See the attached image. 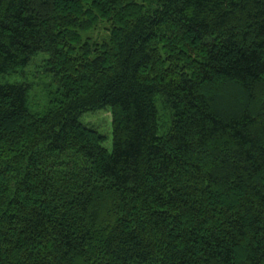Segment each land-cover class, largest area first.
<instances>
[{
  "label": "trees",
  "instance_id": "trees-1",
  "mask_svg": "<svg viewBox=\"0 0 264 264\" xmlns=\"http://www.w3.org/2000/svg\"><path fill=\"white\" fill-rule=\"evenodd\" d=\"M0 264H264V0H0Z\"/></svg>",
  "mask_w": 264,
  "mask_h": 264
},
{
  "label": "rangeland",
  "instance_id": "rangeland-1",
  "mask_svg": "<svg viewBox=\"0 0 264 264\" xmlns=\"http://www.w3.org/2000/svg\"><path fill=\"white\" fill-rule=\"evenodd\" d=\"M43 63L42 56H37L33 58L30 64L24 68L23 71H20L16 75L4 77L3 79L9 81H23L27 82L30 87L29 93V103L32 110L39 111L48 104L49 97L55 93L56 86L53 84L49 76H47L41 68ZM222 101V100H221ZM226 103L222 101L220 106L221 109L226 108ZM161 109V108H160ZM166 114L161 113V119L166 122ZM83 120L86 123H90L94 126H97L100 132L105 134L107 140L105 142L106 146L111 144V114L108 111H99L93 114H86L83 116Z\"/></svg>",
  "mask_w": 264,
  "mask_h": 264
}]
</instances>
